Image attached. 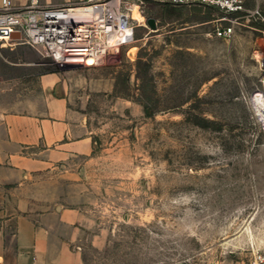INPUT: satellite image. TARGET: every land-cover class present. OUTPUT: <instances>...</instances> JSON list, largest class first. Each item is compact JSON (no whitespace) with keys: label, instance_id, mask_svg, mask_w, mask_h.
Masks as SVG:
<instances>
[{"label":"rangeland","instance_id":"rangeland-1","mask_svg":"<svg viewBox=\"0 0 264 264\" xmlns=\"http://www.w3.org/2000/svg\"><path fill=\"white\" fill-rule=\"evenodd\" d=\"M244 7L230 39L213 35L231 17L217 8L149 3L157 29L146 22L99 66L40 59L94 152L75 179L38 178L22 196L88 216L86 264H247L264 252V0Z\"/></svg>","mask_w":264,"mask_h":264},{"label":"crops","instance_id":"crops-1","mask_svg":"<svg viewBox=\"0 0 264 264\" xmlns=\"http://www.w3.org/2000/svg\"><path fill=\"white\" fill-rule=\"evenodd\" d=\"M82 1L12 0V9ZM4 34L1 30L0 264H86L88 216L62 205L36 211L22 195L38 178L75 179L94 152L92 132L70 108L58 73L45 71L44 57Z\"/></svg>","mask_w":264,"mask_h":264},{"label":"built area","instance_id":"built-area-1","mask_svg":"<svg viewBox=\"0 0 264 264\" xmlns=\"http://www.w3.org/2000/svg\"><path fill=\"white\" fill-rule=\"evenodd\" d=\"M149 3L217 8L231 16L216 22L213 35L222 39L232 38L240 21L236 15L245 11L244 0H83L76 5L47 7L31 2L19 10L12 9V0H2L0 32L4 30L12 41L37 50L61 69L96 67L107 54L128 45L137 28L146 27L144 10ZM13 34L20 37L13 39ZM261 61L264 66V59ZM247 264H264V252L255 253Z\"/></svg>","mask_w":264,"mask_h":264},{"label":"water","instance_id":"water-1","mask_svg":"<svg viewBox=\"0 0 264 264\" xmlns=\"http://www.w3.org/2000/svg\"><path fill=\"white\" fill-rule=\"evenodd\" d=\"M147 24H148L150 29H152V30H156L157 29V22H156L155 19H153V18L149 19ZM19 37H20L19 34H13L12 35L13 39H18Z\"/></svg>","mask_w":264,"mask_h":264},{"label":"bare ground","instance_id":"bare-ground-1","mask_svg":"<svg viewBox=\"0 0 264 264\" xmlns=\"http://www.w3.org/2000/svg\"><path fill=\"white\" fill-rule=\"evenodd\" d=\"M138 14H135V17L137 18ZM142 19V18H139ZM258 111L264 116V100H262L258 106H257Z\"/></svg>","mask_w":264,"mask_h":264}]
</instances>
